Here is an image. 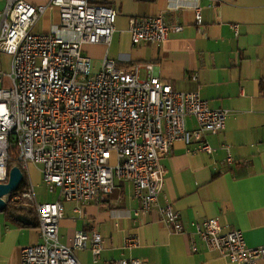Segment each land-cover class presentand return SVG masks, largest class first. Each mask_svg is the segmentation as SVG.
<instances>
[{
	"label": "built area",
	"instance_id": "1",
	"mask_svg": "<svg viewBox=\"0 0 264 264\" xmlns=\"http://www.w3.org/2000/svg\"><path fill=\"white\" fill-rule=\"evenodd\" d=\"M49 5L59 8L58 22L47 32H35ZM117 15L114 7L90 0H51L47 5L6 0L0 11V51L11 56L9 72L0 70V183L8 180L13 149L25 180L23 188L3 200L31 212L40 236L39 243L21 249V264H81L75 255L81 249H89L98 262L103 249L99 232L78 230L70 245L60 242L63 204L107 196L118 179L128 181L139 200L135 214L147 212L157 206L163 188L160 158L171 153L176 141L212 154L216 148L207 136L225 128L227 110L211 108L197 91L173 90L151 74L152 64L144 65L146 78L139 76L140 65L125 67L109 58L97 73L91 72V59L82 46L109 45ZM195 18L200 24L199 10ZM182 29L162 15L133 17L128 26L133 45L160 46L170 33ZM233 29L237 34L236 24ZM188 117L194 118L195 129L186 127ZM226 162L233 163L230 154ZM30 163L40 167L47 191L56 192V200H37L27 174ZM157 210L172 231L186 233L171 205ZM193 227L208 250L230 262L264 261V244L249 247L241 230H224L214 218L195 221ZM137 243L130 236L124 245ZM190 247L197 251L194 239ZM108 264L145 263L129 258Z\"/></svg>",
	"mask_w": 264,
	"mask_h": 264
},
{
	"label": "crops",
	"instance_id": "2",
	"mask_svg": "<svg viewBox=\"0 0 264 264\" xmlns=\"http://www.w3.org/2000/svg\"><path fill=\"white\" fill-rule=\"evenodd\" d=\"M26 1L34 5L51 2ZM90 1L110 5L118 13L109 45L82 46L85 55L99 61L100 69L109 58L125 67L140 65L139 76L146 78L144 65L152 64L151 74L173 90L197 91L211 108L227 110L228 114L224 130L207 136L216 148L214 153L195 151L193 145L176 141L171 153L160 158L164 183L156 207L136 215L140 203L131 184L116 179L115 189L107 196L88 203L63 204L60 242L70 245L78 230L102 235L101 259L94 262L89 249L77 250L81 264L129 258L145 264H238L208 250L194 234L193 222L214 218L224 230H241L249 247L264 244V0ZM5 4L6 0H0V11ZM197 10L200 24L195 18ZM157 15L181 24L182 31L170 33L160 46L133 45L128 32L130 19ZM58 17L59 8L49 5L34 31H49ZM10 66L11 56L0 51V70L9 72ZM185 123L190 130L197 127L192 117ZM222 145H227L228 151ZM227 154L232 164L226 162ZM27 174L34 189L43 188L44 192L40 167L28 164ZM50 194L45 198L42 193L37 199L56 200L57 193ZM165 205L179 213L185 234L172 231L163 221L157 209ZM18 215H25L31 223L23 224ZM130 236L138 243L129 248L124 242ZM192 239L196 252L190 247ZM39 242L38 223L31 212H0V264H21V249Z\"/></svg>",
	"mask_w": 264,
	"mask_h": 264
},
{
	"label": "water",
	"instance_id": "3",
	"mask_svg": "<svg viewBox=\"0 0 264 264\" xmlns=\"http://www.w3.org/2000/svg\"><path fill=\"white\" fill-rule=\"evenodd\" d=\"M23 183L24 174L21 168L19 166L10 168L7 182L0 183V212H3L8 207L7 203L3 200V197L18 191ZM17 220L23 224L31 223L25 215H18Z\"/></svg>",
	"mask_w": 264,
	"mask_h": 264
},
{
	"label": "trees",
	"instance_id": "4",
	"mask_svg": "<svg viewBox=\"0 0 264 264\" xmlns=\"http://www.w3.org/2000/svg\"><path fill=\"white\" fill-rule=\"evenodd\" d=\"M12 159L9 161V168H12L14 166H20V161L17 159L16 154H15V149L12 150ZM25 185V180L24 183L20 186V188H23ZM21 209H17L13 206H8L3 212L7 213V214H17L18 212H20Z\"/></svg>",
	"mask_w": 264,
	"mask_h": 264
},
{
	"label": "rangeland",
	"instance_id": "5",
	"mask_svg": "<svg viewBox=\"0 0 264 264\" xmlns=\"http://www.w3.org/2000/svg\"><path fill=\"white\" fill-rule=\"evenodd\" d=\"M100 70V64H99V61L98 60H92V58H91V72L92 73H97L98 71ZM113 160H114V157H112V159H111V162H113ZM43 184V183H42ZM44 186V185H43ZM35 190H36V198L37 197H41L40 195L42 194V193H44L45 194V198H48V197H51V194L48 192H46V190H47V188H45L44 189V192H43V188H35ZM38 200V199H37Z\"/></svg>",
	"mask_w": 264,
	"mask_h": 264
}]
</instances>
